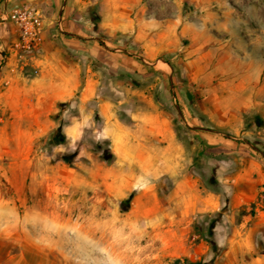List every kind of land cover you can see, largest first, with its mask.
<instances>
[{
	"label": "rangeland",
	"instance_id": "rangeland-1",
	"mask_svg": "<svg viewBox=\"0 0 264 264\" xmlns=\"http://www.w3.org/2000/svg\"><path fill=\"white\" fill-rule=\"evenodd\" d=\"M38 8L0 0V264H264V0Z\"/></svg>",
	"mask_w": 264,
	"mask_h": 264
},
{
	"label": "crops",
	"instance_id": "crops-1",
	"mask_svg": "<svg viewBox=\"0 0 264 264\" xmlns=\"http://www.w3.org/2000/svg\"><path fill=\"white\" fill-rule=\"evenodd\" d=\"M23 1L30 2L33 5L35 4L36 8L39 7L40 9L45 10L48 14L53 15L55 11L58 9L62 0H23ZM56 72L57 74L54 82L48 85L47 88L50 104H52L53 101L64 99L70 96L73 93V90L78 83L77 81L78 77L76 75L75 69L67 66L66 62L63 61L58 63V68ZM107 127H109V125L106 126V129ZM108 130L109 133L112 134L111 128H108Z\"/></svg>",
	"mask_w": 264,
	"mask_h": 264
},
{
	"label": "built area",
	"instance_id": "built-area-1",
	"mask_svg": "<svg viewBox=\"0 0 264 264\" xmlns=\"http://www.w3.org/2000/svg\"><path fill=\"white\" fill-rule=\"evenodd\" d=\"M11 19L19 24L18 46L24 50H31L40 39V12L26 6L15 8L10 14Z\"/></svg>",
	"mask_w": 264,
	"mask_h": 264
},
{
	"label": "trees",
	"instance_id": "trees-1",
	"mask_svg": "<svg viewBox=\"0 0 264 264\" xmlns=\"http://www.w3.org/2000/svg\"><path fill=\"white\" fill-rule=\"evenodd\" d=\"M62 140H63L62 136L56 137V141L55 142L56 143H60V142H62ZM111 156H112L111 154L107 155L106 159L108 160ZM174 264H207V263H205L203 261H200V260L199 261H191V260L183 257V258L175 259Z\"/></svg>",
	"mask_w": 264,
	"mask_h": 264
}]
</instances>
